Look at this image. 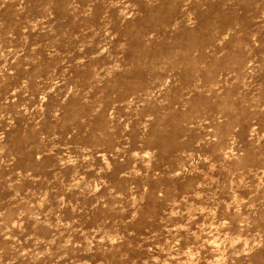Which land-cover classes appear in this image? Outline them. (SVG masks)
I'll return each instance as SVG.
<instances>
[{
  "label": "rangeland",
  "instance_id": "obj_1",
  "mask_svg": "<svg viewBox=\"0 0 264 264\" xmlns=\"http://www.w3.org/2000/svg\"><path fill=\"white\" fill-rule=\"evenodd\" d=\"M0 264H264V0H0Z\"/></svg>",
  "mask_w": 264,
  "mask_h": 264
}]
</instances>
